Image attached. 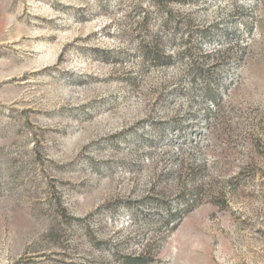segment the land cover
I'll return each mask as SVG.
<instances>
[{
    "label": "rangeland",
    "instance_id": "obj_1",
    "mask_svg": "<svg viewBox=\"0 0 264 264\" xmlns=\"http://www.w3.org/2000/svg\"><path fill=\"white\" fill-rule=\"evenodd\" d=\"M0 264H264V0H0Z\"/></svg>",
    "mask_w": 264,
    "mask_h": 264
},
{
    "label": "trees",
    "instance_id": "obj_2",
    "mask_svg": "<svg viewBox=\"0 0 264 264\" xmlns=\"http://www.w3.org/2000/svg\"><path fill=\"white\" fill-rule=\"evenodd\" d=\"M170 61V58H167Z\"/></svg>",
    "mask_w": 264,
    "mask_h": 264
}]
</instances>
